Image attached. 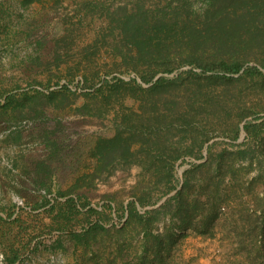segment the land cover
Instances as JSON below:
<instances>
[{
	"label": "rangeland",
	"instance_id": "1",
	"mask_svg": "<svg viewBox=\"0 0 264 264\" xmlns=\"http://www.w3.org/2000/svg\"><path fill=\"white\" fill-rule=\"evenodd\" d=\"M205 37L263 77L204 74ZM263 65L264 0H0V264H158L133 204L162 264H264ZM155 72L177 82L132 91Z\"/></svg>",
	"mask_w": 264,
	"mask_h": 264
},
{
	"label": "trees",
	"instance_id": "2",
	"mask_svg": "<svg viewBox=\"0 0 264 264\" xmlns=\"http://www.w3.org/2000/svg\"><path fill=\"white\" fill-rule=\"evenodd\" d=\"M247 17L246 16H242L239 19H236L234 22H240V21H244L246 20ZM216 20V18H215ZM226 19L223 20H219V22H217V27H218V31H222L221 28H226L227 24L230 23L232 28H238L239 25H235L236 27H234L232 24L234 23L233 21H229L226 22ZM142 29V28H141ZM141 30L137 29L136 33H140ZM204 39H206L205 42L199 43L198 39H193L192 43L189 45V48H191L192 50L195 49L197 50L198 48H200L201 45L205 46V47H210L211 51H213V55H215V58H213L209 63H204V66L200 65L199 67L203 68V72L205 74V72L207 71H217L218 73H222L223 76L222 78L219 79H223L224 81H232V77L234 75H239L241 72L243 73L244 76H249V77H263L262 72L256 68V67H250L247 69H243V64L241 62L238 61H227V60H222L219 58L220 54H225L226 52L232 51L233 49L239 47V43H237L236 41H232L229 42V44L227 42H222L216 39H210L205 37ZM166 49L163 48L161 49V47L156 48V50L154 52L161 54L163 52V50ZM192 61V60H191ZM188 64L192 65V62H188ZM168 65V64H167ZM264 67V65H263ZM172 70L171 69H166L164 72L165 73H170ZM156 72L152 73L146 77L142 78V81L145 84H150V87L146 90H144L140 85L135 84V88L132 89V91H139L141 93H144L146 95L148 94H155V93H161L162 91H165L167 89H169L171 86H173L177 80H168L166 78H159L156 81H154V79L156 78ZM189 74H193L192 72H190ZM193 76H198L197 74H193ZM218 79V78H217ZM181 80V79H180ZM137 101V100H136ZM243 118V117H242ZM241 118V119H242ZM247 132H249L250 127L246 126L244 128ZM130 140V139H129ZM129 140L123 139L121 135H116L115 137H113L110 140H104L99 142L98 144V152L97 155L100 156L101 159H105V160H113L116 159L117 157H127L128 155L131 156V152H130V144H129ZM128 156V157H130ZM126 159V158H125ZM176 159H172L170 158V160L167 162L166 159H155L152 160L157 161L160 165V168H162V170L166 171L165 177H172V171H173V165L172 163L175 161ZM193 168H197V166H193ZM192 168V169H193ZM187 182L184 181L182 189L177 191L176 194L171 198L174 201H177V204H181L182 203V196H183V189L186 188ZM176 189V188H175ZM216 189V188H215ZM213 199V196H210L208 198V204L209 202ZM137 203L144 206L145 202L141 199L137 200ZM210 205V210H209V215H208V219L205 220L203 222V226L201 227V229L198 228H194V231L197 232L199 235L201 236H207V235H211L213 236V233L211 232V223L216 219V213H215V209L213 208L214 206H212V204ZM130 217L133 218L134 217H138L140 220H144L145 221V225H144V232L145 234L151 235L152 237H154L156 241V250L154 251L153 255H154V260H156L158 262V264H162L165 258V254H163V252L166 250L167 253L168 251V247L163 244L157 236H154V234H152L151 232V226L149 224V221L145 220L144 216H139L138 215V211H137V207L135 204H133L130 207V210L128 211ZM187 225L182 227V230H185ZM136 264H143L142 262V258H140L139 262Z\"/></svg>",
	"mask_w": 264,
	"mask_h": 264
}]
</instances>
